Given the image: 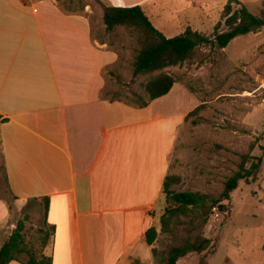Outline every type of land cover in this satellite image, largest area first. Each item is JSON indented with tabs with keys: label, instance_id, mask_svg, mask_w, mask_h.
Here are the masks:
<instances>
[{
	"label": "crops",
	"instance_id": "obj_1",
	"mask_svg": "<svg viewBox=\"0 0 264 264\" xmlns=\"http://www.w3.org/2000/svg\"><path fill=\"white\" fill-rule=\"evenodd\" d=\"M98 1L72 12L57 0H0V180L15 208L33 204L40 230L52 231L40 255L52 264H150L137 249L146 231L159 233L170 156L198 102L178 83L140 109L102 97L119 55L93 36L105 34L101 5L139 6L173 38L163 12L174 0ZM187 28L202 33L184 17ZM11 215L0 197V247Z\"/></svg>",
	"mask_w": 264,
	"mask_h": 264
},
{
	"label": "rangeland",
	"instance_id": "obj_2",
	"mask_svg": "<svg viewBox=\"0 0 264 264\" xmlns=\"http://www.w3.org/2000/svg\"><path fill=\"white\" fill-rule=\"evenodd\" d=\"M84 1L91 0H72L69 3L73 5L62 3L72 12H80L82 8L79 4ZM215 2L218 4L220 0ZM262 2L254 4L247 1L246 8L259 15L264 13ZM165 3L168 10L163 15L170 28L165 34L169 37L184 32L181 29L184 17L191 28L210 38L218 23L221 24L218 33L226 31L221 18L224 6L221 4L193 6L191 0ZM239 7L232 5L233 10ZM202 11L207 19L198 17ZM173 12L178 13V19L173 20ZM153 22L156 27L159 26L156 19ZM93 36L106 40L119 55L118 63L104 73L107 83L102 97L133 107L136 95L146 100L142 85L160 72L133 77L132 66L139 48L136 34L117 28L111 34L95 30ZM162 72L173 76L198 102V106L202 105L178 131L168 175L178 177L179 182L171 187L172 190L217 198L225 181L238 170L243 156L261 159L254 179L240 181L231 193L227 214L213 209L209 223L202 231L203 237L213 243V249L205 254L203 261L200 256L189 254L176 264H264V28L235 38L224 49L212 44L200 46L192 61ZM1 180L0 197L10 202L12 207L11 219L5 227L8 235L20 222L23 223V247L26 252L21 254L20 259L26 261L30 254L40 257L43 244L48 240L44 241L47 228L40 232L43 227L39 225L33 204H28L30 207L25 210L15 208ZM167 206L163 195L159 202L161 215ZM169 245V237L159 233L151 246L157 251V260ZM151 249L145 243L138 247L143 263L152 259Z\"/></svg>",
	"mask_w": 264,
	"mask_h": 264
},
{
	"label": "trees",
	"instance_id": "obj_3",
	"mask_svg": "<svg viewBox=\"0 0 264 264\" xmlns=\"http://www.w3.org/2000/svg\"><path fill=\"white\" fill-rule=\"evenodd\" d=\"M57 1L71 2L72 0ZM95 1L99 3L98 0ZM262 1L264 4V0ZM233 4L240 7L233 10ZM101 6L105 34H111L117 28H124L137 36L139 48L132 66L133 77L148 76L160 72L142 85L146 100L139 99L136 95L137 101L134 107L139 109L170 92L177 81L173 76L162 71L180 67L192 61L200 46L212 44L219 49H224L235 38L264 28V13L254 15L237 0H228L221 11L226 31L218 33L221 26L218 23L214 27V35L211 38L192 31L190 28L178 36L166 38L153 26L139 6L131 8ZM201 108L202 105L190 112L185 121ZM3 122L5 120L0 117V123ZM260 165V158L243 156L238 170L225 181L223 190L217 198L190 191L175 192L171 187L178 184L179 178L166 176L162 194L165 196L168 206L159 218V233L169 237L170 245L159 260H157L156 249H151L155 264H176L179 259L189 254H196L203 261L205 254L213 249V243L202 235L203 229L209 223L213 209L216 208L226 215L231 193L237 189L240 181L249 182L254 179ZM45 208H47L46 200ZM23 232V223L20 222L0 247V264H10L14 261L22 264H52L51 258L36 257L33 254H30L26 261L20 260L21 254L26 252L23 247ZM40 232L43 231L40 230ZM44 233L46 241L52 235V231ZM159 233L155 228L146 231L144 240L149 247L154 244ZM134 264L140 263L134 262Z\"/></svg>",
	"mask_w": 264,
	"mask_h": 264
}]
</instances>
